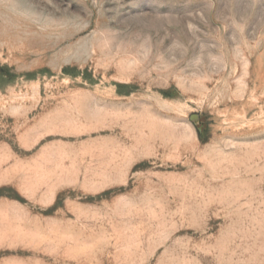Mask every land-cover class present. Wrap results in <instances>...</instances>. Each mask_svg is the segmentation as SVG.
Listing matches in <instances>:
<instances>
[{
    "label": "rangeland",
    "instance_id": "1",
    "mask_svg": "<svg viewBox=\"0 0 264 264\" xmlns=\"http://www.w3.org/2000/svg\"><path fill=\"white\" fill-rule=\"evenodd\" d=\"M0 264H264V0H0Z\"/></svg>",
    "mask_w": 264,
    "mask_h": 264
}]
</instances>
